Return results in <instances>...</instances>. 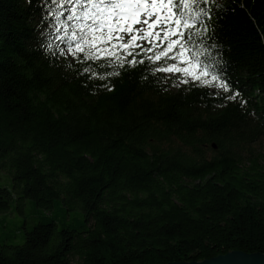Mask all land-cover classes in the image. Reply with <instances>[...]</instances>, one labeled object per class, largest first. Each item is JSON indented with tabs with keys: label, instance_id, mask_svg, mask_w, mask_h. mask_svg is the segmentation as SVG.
<instances>
[{
	"label": "trees",
	"instance_id": "trees-1",
	"mask_svg": "<svg viewBox=\"0 0 264 264\" xmlns=\"http://www.w3.org/2000/svg\"><path fill=\"white\" fill-rule=\"evenodd\" d=\"M200 7L185 40L228 92L77 58L56 2L0 0V264L264 255V0Z\"/></svg>",
	"mask_w": 264,
	"mask_h": 264
},
{
	"label": "snow or ice",
	"instance_id": "snow-or-ice-1",
	"mask_svg": "<svg viewBox=\"0 0 264 264\" xmlns=\"http://www.w3.org/2000/svg\"><path fill=\"white\" fill-rule=\"evenodd\" d=\"M55 33L59 40H67L69 54L85 60L107 59L116 66L125 62L135 66L147 56L152 62L162 58L173 61L158 69L167 73H182L186 78L204 86H215L225 92L229 84L214 74L212 66L203 59V51L190 45L192 30L203 24L202 17H210V10L200 7L213 0H53ZM243 6V5H241ZM187 34L188 41L185 40ZM145 45H148L145 47ZM135 49H140L135 52ZM191 53V55H189ZM133 57L127 61V57ZM118 74V73H117ZM237 91L228 99L235 100Z\"/></svg>",
	"mask_w": 264,
	"mask_h": 264
},
{
	"label": "water",
	"instance_id": "water-1",
	"mask_svg": "<svg viewBox=\"0 0 264 264\" xmlns=\"http://www.w3.org/2000/svg\"><path fill=\"white\" fill-rule=\"evenodd\" d=\"M175 264H264L263 254L248 255L242 252H231L200 263H175Z\"/></svg>",
	"mask_w": 264,
	"mask_h": 264
},
{
	"label": "rangeland",
	"instance_id": "rangeland-1",
	"mask_svg": "<svg viewBox=\"0 0 264 264\" xmlns=\"http://www.w3.org/2000/svg\"><path fill=\"white\" fill-rule=\"evenodd\" d=\"M147 46H148V45H145V47H147ZM172 62H173V61H172ZM179 74H182V73H167V76L171 78V77H177ZM189 78H190V77H189ZM1 176L5 178L6 175H5V173L2 172V173H1ZM27 211H28V213H29V209H28V208H27L26 212H27ZM3 216H4V215H1L0 218H2ZM13 218H14V216H11L10 219H13Z\"/></svg>",
	"mask_w": 264,
	"mask_h": 264
}]
</instances>
